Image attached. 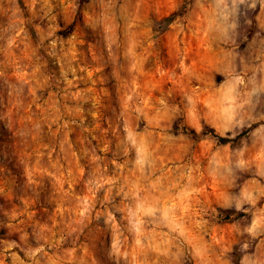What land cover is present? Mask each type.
Returning <instances> with one entry per match:
<instances>
[{
	"label": "clouds",
	"instance_id": "clouds-1",
	"mask_svg": "<svg viewBox=\"0 0 264 264\" xmlns=\"http://www.w3.org/2000/svg\"><path fill=\"white\" fill-rule=\"evenodd\" d=\"M81 4L78 32L70 39L58 36V18L70 21ZM172 10L171 22L163 24L160 17ZM0 11L10 14L0 23L4 67L32 69L27 78L15 80L0 73V127L25 146L30 135L39 134L48 109L37 114L25 104L28 97L38 101L34 90L45 83L37 76L42 67L38 49L70 66L81 34L92 33L98 56L116 66L121 96L111 127L116 158L128 176L107 182L133 207L151 204L153 211L143 214L155 217L149 223L167 229L170 237L161 242L162 264H264V0H32L27 17L16 0H0ZM37 18L46 27H37L39 41L33 46L25 26ZM188 33L208 51L194 57L195 65L181 67L185 53L180 45ZM166 47L170 61L158 55ZM149 55H157L156 64L166 70L156 69L155 80L137 83L139 64ZM5 153L6 146H0V155ZM177 154L184 163L174 164L175 183L169 185L164 173L153 180L161 156L175 160ZM208 159L212 164L205 167ZM169 187L190 202L187 211H181L183 202L171 203ZM113 210L120 215L125 209ZM136 222L112 227L134 233ZM29 223L35 246L24 231ZM10 228L20 233V243L0 242V264L8 257L10 264H84L83 257L60 249L63 230L56 225L32 222L29 215ZM221 230L224 240L205 239ZM138 239L144 253L157 247L151 234L141 233ZM14 247L25 252V259L11 251Z\"/></svg>",
	"mask_w": 264,
	"mask_h": 264
},
{
	"label": "rangeland",
	"instance_id": "rangeland-1",
	"mask_svg": "<svg viewBox=\"0 0 264 264\" xmlns=\"http://www.w3.org/2000/svg\"><path fill=\"white\" fill-rule=\"evenodd\" d=\"M31 3L32 0H16L25 17L31 14ZM82 9L81 4L70 21L58 18V36L70 39L78 32L83 20ZM169 15L174 16L175 10L160 17L163 24L170 23L163 21ZM9 16L0 11V23L7 22ZM25 27L29 40L35 46L39 41L37 27H46V21L37 18ZM164 39L167 42V34ZM182 39L184 44L180 47L184 50L185 59L181 67L195 65L194 57L207 54V48L194 40L190 33ZM96 42L97 37L92 33H82L70 66L49 56L43 47L39 48L38 63L42 67L38 68L37 76L45 83L39 90H34L38 101L32 103L28 97L25 104L28 111L37 114L41 108L48 109L43 114L45 122L41 123L38 135L34 138L29 136L27 146L20 143L12 131L0 127V146H6V153L0 155V242L19 244L20 233L12 231L10 224L28 220L30 215L32 222L56 225L62 229L64 238L60 241V249L70 256L83 257L84 264H142L144 260L147 264H162L164 245L161 242L170 237L165 235L167 229L149 223L155 217L143 214L153 211L151 204L133 207L126 197L115 195L118 189L107 182L117 176L127 177L128 172L123 161L116 158L115 128L111 127L112 113L121 103L116 66L106 57L101 59L98 56ZM158 55L169 61L173 58L167 47ZM4 59L0 54V73H5L9 80L27 78V73L32 70L5 68ZM156 60L157 55H149L140 62L137 83L142 79L155 80L160 74L156 69H164V65H157ZM3 79L4 76L0 75V81ZM159 86L165 87L163 84ZM28 90L26 85L24 92ZM52 117L58 119L53 120ZM65 141L71 145L70 151ZM61 146L65 151H61ZM85 153L90 154V158ZM182 163L184 161L179 154L175 160L171 156H161L153 180L164 173L168 184H174V164L178 168ZM211 164V159L204 161L205 167ZM69 170L72 171L71 177L68 176ZM169 195L173 205L181 201V211L188 210L190 202L176 188L169 187ZM116 207L125 210L117 215L113 210ZM109 213L112 214L111 221ZM130 219L137 221L134 233H129L124 227L119 231L112 227L127 225ZM24 231L29 234V243L35 246L31 223L24 227ZM141 233L151 234L157 247L150 252H142L143 240L138 239ZM210 238L224 240L225 234L223 230L219 233L213 231L210 237L205 236V239ZM11 251L21 260L25 259L21 248L14 247ZM45 252L52 255L50 249L46 248ZM10 261L11 257H8L6 264Z\"/></svg>",
	"mask_w": 264,
	"mask_h": 264
},
{
	"label": "trees",
	"instance_id": "trees-1",
	"mask_svg": "<svg viewBox=\"0 0 264 264\" xmlns=\"http://www.w3.org/2000/svg\"><path fill=\"white\" fill-rule=\"evenodd\" d=\"M174 17L173 15H169L168 17H165L163 21L165 22H171V18Z\"/></svg>",
	"mask_w": 264,
	"mask_h": 264
}]
</instances>
